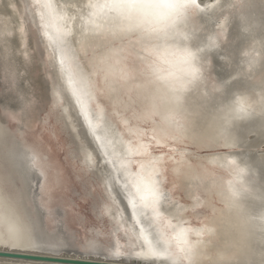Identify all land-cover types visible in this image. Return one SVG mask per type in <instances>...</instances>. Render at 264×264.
<instances>
[{"label":"water","instance_id":"obj_1","mask_svg":"<svg viewBox=\"0 0 264 264\" xmlns=\"http://www.w3.org/2000/svg\"><path fill=\"white\" fill-rule=\"evenodd\" d=\"M93 2L52 0L62 19L46 35L45 0H0V261L264 264V0L192 9L184 32L205 59L174 110L155 42L115 32L106 10L88 24ZM102 64L127 76L105 80ZM238 96L248 114L228 119ZM137 174L159 181V218L133 207ZM156 240L168 255L150 253Z\"/></svg>","mask_w":264,"mask_h":264},{"label":"snow or ice","instance_id":"obj_2","mask_svg":"<svg viewBox=\"0 0 264 264\" xmlns=\"http://www.w3.org/2000/svg\"><path fill=\"white\" fill-rule=\"evenodd\" d=\"M143 3V0H104L103 3H90L87 22L88 24H94V17L97 16V10H106L107 13H113L110 23L112 30L123 35L137 33L141 35L145 40L149 42H155L150 49L149 67L152 75L157 81L163 82L167 90L172 94L170 101L173 105V110L178 109L181 105L182 94L184 90L194 82H198L201 77L199 75L200 68L198 64L205 59V56H200L199 53L204 51L202 44L195 43V36L183 33V42L195 50L197 53L195 59L191 55L178 56L174 50L173 45L176 43V36L169 33L165 28H157L144 26V22L135 16V10L139 5ZM43 7L48 10L49 20L45 23V34L47 35V29L52 26L53 23L62 19V13L57 11L53 5L52 0H45ZM172 9L171 16L173 17V24L177 19H182L185 16V12L188 9H202L205 6L201 3V0H172L168 5ZM89 31L94 29L89 28ZM62 30L59 26L56 28V34L50 35L49 39L52 40L57 47H61L64 44ZM123 35L120 39H123ZM63 64V61L61 62ZM166 64L165 70L161 64ZM119 71L125 77L127 73L123 69H116L112 65L106 66V77L108 80V74H114ZM83 78V77H82ZM73 94L79 99L78 89L73 88ZM157 110V106L153 105V112L149 115H154ZM247 99L243 96H238L235 100V107L231 109L228 119L240 118L248 114ZM261 111L264 112V97L261 100ZM161 123L174 127L178 130V125L173 121V112L161 113ZM89 126L95 130L96 125L89 121ZM165 135H167L166 129H161ZM139 130H137L138 132ZM137 149L129 148L130 153H134ZM132 185L135 188V197L137 199L132 201L133 207L137 202L145 207H150L156 218H159L161 211L160 205L162 200L166 199L164 193L161 191L159 181L155 176H144L137 174L132 180ZM189 229H180L177 233V240L181 241L184 245H188L183 250L186 255L191 253V245L188 244ZM149 251L156 256L168 255V251L160 244V240H156L155 243L149 241Z\"/></svg>","mask_w":264,"mask_h":264},{"label":"clouds","instance_id":"obj_3","mask_svg":"<svg viewBox=\"0 0 264 264\" xmlns=\"http://www.w3.org/2000/svg\"><path fill=\"white\" fill-rule=\"evenodd\" d=\"M172 0H143V3L138 6L135 10V16L138 19L143 20L144 26H152L157 28H165L169 33L176 36V43L173 45L174 50L178 56L191 55L194 59L197 55L195 50L188 47L183 42V33L186 22L190 19L192 10L188 9L185 12V16L182 19H177L176 23L173 24V17L170 15L172 9L168 5ZM100 72L106 77V66L101 65ZM113 74H108V79L111 78ZM164 95L171 98V93L165 88L163 90ZM171 102V101H170ZM169 105L165 104L162 108L161 113H166Z\"/></svg>","mask_w":264,"mask_h":264},{"label":"rangeland","instance_id":"obj_4","mask_svg":"<svg viewBox=\"0 0 264 264\" xmlns=\"http://www.w3.org/2000/svg\"><path fill=\"white\" fill-rule=\"evenodd\" d=\"M219 0H203L204 4L206 5H213L214 3H217Z\"/></svg>","mask_w":264,"mask_h":264},{"label":"bare ground","instance_id":"obj_5","mask_svg":"<svg viewBox=\"0 0 264 264\" xmlns=\"http://www.w3.org/2000/svg\"><path fill=\"white\" fill-rule=\"evenodd\" d=\"M0 264H22V263H16V262H3V261H0ZM28 264V263H27Z\"/></svg>","mask_w":264,"mask_h":264}]
</instances>
